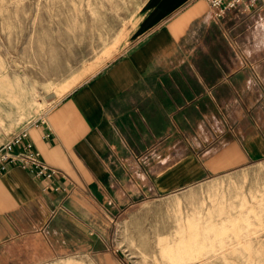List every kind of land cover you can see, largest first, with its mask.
<instances>
[{"label": "crops", "instance_id": "1", "mask_svg": "<svg viewBox=\"0 0 264 264\" xmlns=\"http://www.w3.org/2000/svg\"><path fill=\"white\" fill-rule=\"evenodd\" d=\"M143 2L119 55L27 126L67 180L55 192L19 167L0 176V264H72L123 203L264 161V0L221 17L207 0ZM174 140L210 141L213 164H172Z\"/></svg>", "mask_w": 264, "mask_h": 264}, {"label": "rangeland", "instance_id": "2", "mask_svg": "<svg viewBox=\"0 0 264 264\" xmlns=\"http://www.w3.org/2000/svg\"><path fill=\"white\" fill-rule=\"evenodd\" d=\"M56 1L0 0L1 73L7 75L11 83L15 79L22 83L17 98L7 97L0 91V145L22 128L43 120L73 88L116 58L145 5L141 0H134V12L126 11L124 17H120L110 0H96V3L99 1L96 13L99 20L119 34L115 42L107 41L101 46L100 54L89 55L87 39H73L60 25L49 21V7H57L54 6ZM68 69L70 75L65 78ZM71 79L76 80L74 84L58 94ZM207 142L210 141L174 140V149L180 155L173 156L171 163L185 161L189 165L186 169L192 168L194 161L200 165L213 164L214 156L203 153L202 145ZM207 184L217 187L214 194L198 198L204 200V210H199L198 199V203L183 200L187 192ZM193 213L201 215L202 226L187 228L183 218ZM112 214L109 231L104 236H96L95 251L73 255L72 264H100L103 248L111 264H168L160 249L166 242L158 245L156 234L167 235L161 238H168L167 241L189 236V251L195 249L190 253L218 248L223 244L213 242V237L234 234L237 242L226 245L225 251L209 258L206 264H264V161L227 173L178 182L154 199L144 197L143 201L123 203ZM230 223L235 224L234 227H229ZM244 234L248 237L244 238ZM64 261L51 264H68Z\"/></svg>", "mask_w": 264, "mask_h": 264}, {"label": "bare ground", "instance_id": "3", "mask_svg": "<svg viewBox=\"0 0 264 264\" xmlns=\"http://www.w3.org/2000/svg\"><path fill=\"white\" fill-rule=\"evenodd\" d=\"M110 1L114 4V7L116 11L119 13L120 17L121 16L124 17L126 11H130L131 13H133L135 10L134 0H110ZM141 1L143 2L144 0H141ZM97 4H99V1L96 3V0H57L56 3L54 4V6H57V7L50 6L48 10L49 11L48 13L49 21L52 24L57 23V25H60L63 31H65V34H67L68 36L76 40H80L82 38L87 39L89 43V48H88L89 55L90 54H95V55L100 54L102 52L101 46L107 41H109L110 43L115 42L119 34V32L118 34H116V30H114L112 27L103 25L102 21L99 20V18L96 15L98 11ZM124 7H126V9ZM96 41H98L99 44L95 45ZM2 68H3V64H2V61L0 60V91L4 92L7 97L17 98L18 92L22 91V86H21L22 83L19 82L17 79H15L11 83L8 80L7 75H4L1 73ZM69 70L70 69L65 71V76H64L65 78L69 77L70 75ZM75 79H71L67 81L65 86L61 90L58 91V94H62L65 91H67L77 80ZM2 110L5 112H8L4 110L3 108ZM216 187L217 186L215 185L207 184L205 185L204 188L187 192L185 196L183 194L182 196H184L185 199L183 198L182 199L187 200L189 202L198 203V200H199L198 198H200L201 196L214 194L216 192ZM176 199L175 201L177 202L178 200ZM193 204H192V207H193ZM199 206H200L199 210H204V200L203 199L199 200ZM194 210H196V208ZM187 212L189 211L187 210ZM187 212L186 214H188ZM190 215L192 216H188V217L186 216V218H183V220L185 219L184 221L186 223L187 228L202 226V224L200 223L201 221L200 219H202L201 215H195L194 213ZM180 221L181 219L179 220V222ZM177 225H178V221H177ZM234 225L235 224L230 223L229 227H234ZM164 236L166 237L167 235L156 234L155 241H157L158 245L161 244L163 241L166 242L163 244V245L166 244L165 246L163 247L159 246V247L161 251H163L164 253L163 254L164 260L169 261L171 264H206L209 258L215 256L217 253H222L224 248L226 249V245L232 244L233 242H237L236 235L234 234L233 236H230V234L223 236V237L215 236L213 237V242L218 243V244H223V245L215 249L206 250V252L190 253L191 250L195 251V249H190L189 251V248H188V242L190 241L189 236L183 237L182 240L172 239L170 241H167L168 238L161 239ZM245 236H247V234L246 235L244 234V238ZM157 251H160V250H157ZM210 253L212 255H208ZM156 261L157 260H155V263H158ZM164 263L167 264V262H164Z\"/></svg>", "mask_w": 264, "mask_h": 264}, {"label": "built area", "instance_id": "4", "mask_svg": "<svg viewBox=\"0 0 264 264\" xmlns=\"http://www.w3.org/2000/svg\"><path fill=\"white\" fill-rule=\"evenodd\" d=\"M215 17L242 7L249 10L258 0H207ZM28 127L22 128L8 141L0 145V176L10 168L19 167L28 172L42 185L43 191H63L66 176L45 164L27 139ZM48 136V135H47Z\"/></svg>", "mask_w": 264, "mask_h": 264}]
</instances>
